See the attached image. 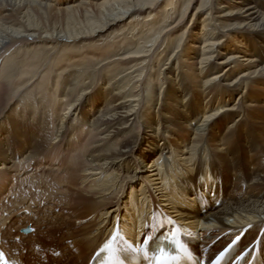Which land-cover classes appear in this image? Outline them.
<instances>
[{"label": "bare ground", "instance_id": "6f19581e", "mask_svg": "<svg viewBox=\"0 0 264 264\" xmlns=\"http://www.w3.org/2000/svg\"><path fill=\"white\" fill-rule=\"evenodd\" d=\"M181 128L194 135L182 148ZM179 151L194 158L183 165ZM149 165L213 251L240 234L264 244V0H0V246L11 259L90 264L118 220L129 235L166 219Z\"/></svg>", "mask_w": 264, "mask_h": 264}, {"label": "rangeland", "instance_id": "374dc122", "mask_svg": "<svg viewBox=\"0 0 264 264\" xmlns=\"http://www.w3.org/2000/svg\"><path fill=\"white\" fill-rule=\"evenodd\" d=\"M199 4V1L195 4V7H197ZM57 8L58 7H61L60 5L56 6ZM171 7V6H169ZM168 7V8H169ZM188 23H189V20H188ZM112 36H114V33L110 32V33H105L103 36L97 38L96 40V43L98 44H104V42L106 41H109L110 38H112ZM83 46H87L86 42L84 43H80V44H76L75 45V48H74V53H80L81 51L78 50V49H81L83 48ZM80 51V52H79ZM82 53V52H81ZM84 54L80 55V56H83ZM25 55H21V58L24 57ZM17 58V57H16ZM83 58H85L83 56ZM167 61V60H166ZM191 131H187L185 130V128H181V131L178 132V135H176V138H178L179 140V143L181 145V148L184 146V138H189V137H194L193 133L191 135ZM163 143V141H161V144ZM183 150V149H181ZM179 153H183V155L180 157V160H181V164L184 165V159L187 158V160L189 161L190 159L194 158L193 154H190L189 151H186L185 153L184 152H180ZM188 156V157H187ZM183 157V158H182ZM154 168V169H153ZM159 173V169L156 167V166H148V168L144 169L143 170V174L145 176L148 177L149 181L147 183V187L149 189L152 190V192L158 197V199L161 201V205L162 206H165L167 208V212L172 214V215H179L180 218H182L180 216V213L177 211V209H175L174 207H176L173 203H170L169 201L166 202L167 198H165V194H167V191L166 190H163L161 187V182H162V179H161V175L158 174ZM101 181V180H100ZM136 189H140V186L136 187ZM161 189V190H160ZM140 191H138V195L136 194V198L137 199H140ZM122 208H123V212H131L132 210H127L128 209V202H130V195L129 193L127 192L125 195H124V198H123V201H122ZM171 209V210H168ZM50 255H51V252H50ZM59 255H56L55 257H58ZM43 260V259H42Z\"/></svg>", "mask_w": 264, "mask_h": 264}, {"label": "snow or ice", "instance_id": "6c2138e0", "mask_svg": "<svg viewBox=\"0 0 264 264\" xmlns=\"http://www.w3.org/2000/svg\"><path fill=\"white\" fill-rule=\"evenodd\" d=\"M115 235L112 237V240H109L108 242H106L103 246V248L100 249V252L103 253L105 251H107L110 255H109V259L111 260L114 256H115V252L116 249L113 247V241L115 240ZM151 240V237H146L143 240V244L147 245L148 242ZM173 241L176 243V246L178 248L183 249V246L179 243V241L175 240V234H173ZM133 251L136 252H141V251H146V248L144 247H133ZM99 255V253L97 254ZM224 256V253L222 252L216 259L217 261H219L220 259H222ZM177 259V257L171 256L169 253L166 252V250L164 248H160L159 249V255H158V259H157V264H170V261ZM0 260H3L4 264H9V262L7 260L4 259V253L0 252ZM213 264H216V262L214 261Z\"/></svg>", "mask_w": 264, "mask_h": 264}]
</instances>
